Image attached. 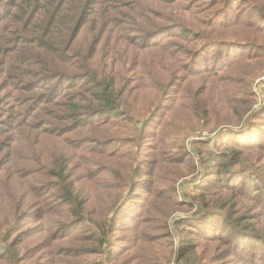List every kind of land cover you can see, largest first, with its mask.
I'll list each match as a JSON object with an SVG mask.
<instances>
[{"label":"trees","instance_id":"obj_1","mask_svg":"<svg viewBox=\"0 0 264 264\" xmlns=\"http://www.w3.org/2000/svg\"><path fill=\"white\" fill-rule=\"evenodd\" d=\"M231 2L227 0L223 6L228 7ZM161 5L162 0H0V262L22 264L35 257L24 255L25 252H37L39 247V243L26 245L36 233L29 234L31 228L25 215L59 214L54 207L60 203L66 206L65 214L68 211L73 219L84 214L87 188L79 187L82 180L76 179L80 174H88L89 169L87 162L77 165L80 152L85 149L83 144L76 145V142L78 138L88 140L87 128L108 124L130 114L116 78L128 70L136 77L151 78L148 63L144 59L141 61L140 53L146 55L159 50L150 60L156 66L163 63L165 46L159 43L162 40H154L163 30L178 27L176 34L182 37L183 27L186 40V33L199 36L198 32L191 31V20L184 25L181 13L162 14L159 12ZM245 9L251 19L260 16L252 19L253 25L264 19V5L258 0L250 3L246 0ZM233 24L246 25V22L235 19ZM259 32L263 33L264 28L259 27ZM212 42L192 53L190 61L194 62L201 50L217 48ZM218 44L224 50L244 48L222 71L239 61L250 66L254 63L249 64V61L264 54V38L259 43L256 39L243 43L219 41ZM252 47L260 51L254 54L250 51ZM120 53L127 57L125 61L117 58ZM128 59L131 63L126 67ZM209 62L215 64L216 61ZM118 63L122 64L119 68ZM170 67L175 68L174 71L182 68L175 62ZM184 67L192 71L189 63ZM236 67L237 64L232 68ZM243 73L254 78L255 73L246 70ZM205 79L212 80L211 85L223 83L221 87H211L207 94V98L216 101L228 87L239 83L233 77L223 78L217 74ZM253 112L243 126L228 128L221 134L230 136L229 141L222 139L205 149L199 146L206 142L196 143L202 172L195 181L187 182L190 194L186 192L184 197L199 203L200 211L196 216L217 218L224 224L221 232L217 229L204 233L213 236L211 242L223 243L231 239L239 247L246 242L260 254L264 251V167L257 165L254 161L257 159L251 155L255 150L264 152V101ZM49 138L58 145L60 157L57 160L44 147V141ZM140 140H137L138 146H142ZM116 141L122 142L110 138L93 140L100 156H106L105 145ZM19 148H27L30 155L22 156L17 151ZM151 150L146 153L152 155L154 151ZM112 153L110 158L120 166L124 155L118 148ZM135 154L143 155L140 150L129 152V162L134 160ZM212 166L216 171L210 169ZM127 178L132 180L130 174ZM220 182L225 184L218 186ZM43 184L47 185L42 187ZM193 185L196 187L190 188ZM98 186L102 188V184ZM116 187L122 190L127 185L119 182ZM31 194L37 198L35 205L28 199ZM257 204L262 208L263 217L254 216L257 211L252 206L255 208ZM117 216V212L102 214V221L94 223L96 227L91 229L90 242L94 247L84 245L83 251L106 252L113 258L105 262L118 264L115 259L119 258L120 250L113 248L118 238L115 237ZM60 224V230L69 231L68 221L61 220ZM55 226L54 219L48 221L47 227ZM41 232L37 231L38 234ZM124 244L134 247L138 240ZM219 254L211 253L206 259H213L211 263L214 264L219 260ZM195 255V247L183 245L179 259L185 260L182 264H196ZM249 258L253 264V253ZM201 260L199 257L198 264ZM51 262L56 264L54 260ZM119 264L143 263L130 256Z\"/></svg>","mask_w":264,"mask_h":264},{"label":"rangeland","instance_id":"obj_2","mask_svg":"<svg viewBox=\"0 0 264 264\" xmlns=\"http://www.w3.org/2000/svg\"><path fill=\"white\" fill-rule=\"evenodd\" d=\"M252 1L248 0L249 3ZM226 2L227 0L218 2L162 0L160 13L165 15L181 13L184 25L191 20L189 27L193 29L191 31L198 32L199 36L186 33L188 39L186 40L183 27L182 37L176 34L179 31L178 27L163 30L154 40H162L159 43L165 46L166 60L156 66L150 59L159 50L146 55L140 53L141 61L144 59L148 63L147 70L151 78L136 77L129 70L116 78L130 114L127 113L123 119L108 124L100 123L87 128L85 135L88 140L78 138L76 142V145L83 144L85 149L80 152L81 159L77 165L87 162L89 169L88 174H80L76 179L82 180L79 187L87 188L84 214L73 219L68 211L65 214L66 206L60 203L54 207L59 214L25 215L24 219L31 228L29 234L33 231L36 233L33 240L29 239L26 245L30 247L39 243V247L33 254L25 252L24 255L35 257L23 261L22 264H53L52 260L56 264H109L105 260L113 257H109L106 252L93 254L94 250L83 251V247L84 245L94 247L90 242L93 235L91 229L96 227L94 223L102 221V214L112 215L114 212L119 216L116 219L118 228L115 233V237L118 238L113 248L116 251L120 250V256L115 259V263L119 264L134 256L143 264H182L185 261L179 259L182 246L192 245L196 248V264L199 257H202L200 264H212L213 259L207 260L206 257L214 252L220 253L217 256L219 260L214 264H251L250 253H253V264H264V251L258 254L246 242H242L240 247L231 239L223 243L211 242L213 236L204 233L206 231L212 233L217 229L221 232L224 224L217 218L196 216L200 211L199 203H193L184 197L186 192L190 194L187 182L195 181L197 175L202 172L198 152L195 150L196 143L206 142L207 144L199 146L200 149H205L207 145L213 147L222 139L229 141L230 136L221 134L228 128L243 126L264 101V54H258V58L251 61L247 60L249 64L254 63L250 66L239 61L234 64H237L235 69L232 68L233 65L227 71H222L244 48L224 50L218 44L219 41L243 43L256 39L258 43L262 42L264 32L260 33L259 27L264 28V19L258 25L252 24V19H258L255 17L260 16L255 15L251 19V14L247 15L246 0H232L228 7L223 6ZM258 2L264 5V0ZM235 19L245 21L246 25H234ZM209 41H214L212 43L217 45V48L215 46L199 51L196 60L191 62L190 55ZM215 49L218 50L214 52ZM250 51L257 54L260 50L252 47ZM117 58L125 61L127 57L120 53ZM210 60L216 61L215 64L209 62ZM173 62L182 68L174 71L175 68L170 67ZM130 63L128 59L126 67ZM186 63L191 65L192 71L184 67ZM121 66V63L117 64L118 68ZM243 70L255 73L254 78L246 76ZM216 74L223 78L233 77L239 81L235 83L236 86L232 84L228 87V90L218 98L219 101L207 98L211 87L223 85V83L211 85L212 80L205 79ZM251 94L254 96L251 97ZM109 138L121 139L122 142H110L105 145L103 151L106 156H100L96 152L97 143L93 140L103 141ZM138 139H142L140 140L142 146L137 145ZM51 140L53 139H46L43 144L57 160L60 151L58 145ZM117 148L124 155L120 166L110 158ZM151 149L154 153L147 154L146 152L152 151ZM138 150L143 155L135 154L134 160L129 162L128 153ZM17 151L22 156L31 153L27 148H19ZM252 152L251 156L254 155L257 159L254 160L256 164L264 167V152L260 150ZM257 154L263 155L262 158L261 155L257 157ZM214 166L210 169H216ZM127 174L132 176L131 181ZM119 182L127 187L119 190L116 187ZM100 184L102 188L98 186ZM224 184L225 182H220L218 186ZM195 187L193 185L190 188ZM28 199L35 205L37 198L33 194L29 195ZM252 209L257 211L254 216L263 217L259 204L255 208L252 206ZM51 219L56 221L57 226L47 227ZM180 219L183 220L178 222ZM61 220L68 221L69 231L59 229ZM38 230L42 232L38 234ZM68 232L70 233L66 235ZM132 239L138 240L134 247L124 244Z\"/></svg>","mask_w":264,"mask_h":264}]
</instances>
